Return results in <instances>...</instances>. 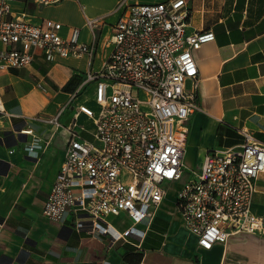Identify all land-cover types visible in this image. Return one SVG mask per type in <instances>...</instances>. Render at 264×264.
Masks as SVG:
<instances>
[{
	"label": "crops",
	"instance_id": "crops-1",
	"mask_svg": "<svg viewBox=\"0 0 264 264\" xmlns=\"http://www.w3.org/2000/svg\"><path fill=\"white\" fill-rule=\"evenodd\" d=\"M147 4L165 0H126ZM189 31L211 30L214 39L194 50L199 83L196 101L201 110L191 113L186 125L183 166L198 170L208 149L227 148L241 142V128L264 142V0H187ZM116 0H60L42 5L15 0L13 13L40 24L45 19L61 23L59 34L79 28V40L89 43L92 31L86 18L102 16L94 28L96 47L87 55L36 56L24 68L0 70V104L7 115L0 122V264H264V233L240 232L226 242L202 249L183 225L176 209L172 183L152 218L133 223L124 238L91 229L83 215L71 210L59 221H49L40 211L64 158L69 127L78 104L91 107L92 85L73 97L88 70L104 63L111 44L110 26L119 17ZM77 80L73 91L64 87ZM189 90L190 82H185ZM96 103V102H95ZM58 113L57 129L44 118ZM82 138L91 137L93 122L79 114ZM37 137L34 151L25 146ZM34 144V143H33ZM251 211L264 217V172L256 180ZM124 217L127 224L122 223ZM121 232L132 224L121 213L108 218Z\"/></svg>",
	"mask_w": 264,
	"mask_h": 264
},
{
	"label": "built area",
	"instance_id": "built-area-1",
	"mask_svg": "<svg viewBox=\"0 0 264 264\" xmlns=\"http://www.w3.org/2000/svg\"><path fill=\"white\" fill-rule=\"evenodd\" d=\"M15 0H0V70L24 68L36 56L92 58L94 28L102 16L86 18L92 40H79V28L61 36V23L45 19L29 22L13 13ZM47 5L60 0H32ZM118 19L110 26V51L97 70H88L73 97L92 85L97 110L78 104L64 158L40 214L59 221L71 210L83 215L91 229L124 238L133 223L152 218L170 184L177 183L176 209L197 245L209 249L216 242L240 233H264V217L251 211L256 180L264 172V142L241 128L242 140L227 148H210L198 170L183 166L186 122L201 110L196 101L199 83L194 50L214 39L213 31H189L187 0L129 4L116 0ZM189 80L190 88H185ZM79 114L93 122L89 139L75 128ZM7 115L0 104V122ZM55 129L58 113L44 118ZM25 146L34 151L37 137ZM186 173L185 179L183 175ZM126 214L132 224L118 232L110 216Z\"/></svg>",
	"mask_w": 264,
	"mask_h": 264
},
{
	"label": "rangeland",
	"instance_id": "rangeland-1",
	"mask_svg": "<svg viewBox=\"0 0 264 264\" xmlns=\"http://www.w3.org/2000/svg\"><path fill=\"white\" fill-rule=\"evenodd\" d=\"M91 107H92V109L93 110H97V104L95 103V100L93 99V103H92V105H91ZM185 172H189V170H187V169H185ZM186 173H184V175H183V179H185V177H186ZM129 220H128V218H126V217H124V220L122 221V223H124V224H127V222H128Z\"/></svg>",
	"mask_w": 264,
	"mask_h": 264
},
{
	"label": "trees",
	"instance_id": "trees-1",
	"mask_svg": "<svg viewBox=\"0 0 264 264\" xmlns=\"http://www.w3.org/2000/svg\"><path fill=\"white\" fill-rule=\"evenodd\" d=\"M76 85H77V80L72 81V82H68V83L65 85L64 88H65L67 91H73L74 88L76 87Z\"/></svg>",
	"mask_w": 264,
	"mask_h": 264
}]
</instances>
